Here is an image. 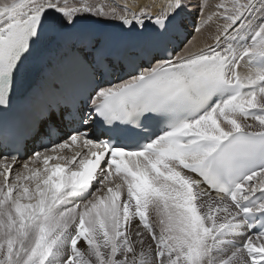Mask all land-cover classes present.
<instances>
[{"label": "snow or ice", "instance_id": "6c2138e0", "mask_svg": "<svg viewBox=\"0 0 264 264\" xmlns=\"http://www.w3.org/2000/svg\"><path fill=\"white\" fill-rule=\"evenodd\" d=\"M0 264H264V0H0Z\"/></svg>", "mask_w": 264, "mask_h": 264}, {"label": "bare ground", "instance_id": "6f19581e", "mask_svg": "<svg viewBox=\"0 0 264 264\" xmlns=\"http://www.w3.org/2000/svg\"><path fill=\"white\" fill-rule=\"evenodd\" d=\"M137 2H140V0H137ZM143 2L153 3V0H143ZM156 2H163V0H156ZM197 40H198L199 44H203L205 42L211 43V40L207 38V34L204 37H197L196 35H194L193 41H197Z\"/></svg>", "mask_w": 264, "mask_h": 264}]
</instances>
